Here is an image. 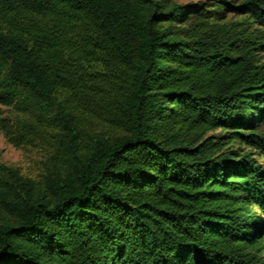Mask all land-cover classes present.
Listing matches in <instances>:
<instances>
[{"label":"trees","instance_id":"trees-1","mask_svg":"<svg viewBox=\"0 0 264 264\" xmlns=\"http://www.w3.org/2000/svg\"><path fill=\"white\" fill-rule=\"evenodd\" d=\"M0 105V264H264V0H0Z\"/></svg>","mask_w":264,"mask_h":264},{"label":"rangeland","instance_id":"rangeland-1","mask_svg":"<svg viewBox=\"0 0 264 264\" xmlns=\"http://www.w3.org/2000/svg\"><path fill=\"white\" fill-rule=\"evenodd\" d=\"M206 0H177L181 4L199 3ZM90 130H100L103 125L94 116H86ZM14 110L0 105V163L18 169L26 177L40 182L46 163L52 155L58 136L54 129L46 127L34 135L19 130Z\"/></svg>","mask_w":264,"mask_h":264}]
</instances>
